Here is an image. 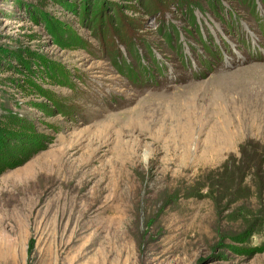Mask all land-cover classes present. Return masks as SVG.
Wrapping results in <instances>:
<instances>
[{
    "label": "rangeland",
    "instance_id": "obj_1",
    "mask_svg": "<svg viewBox=\"0 0 264 264\" xmlns=\"http://www.w3.org/2000/svg\"><path fill=\"white\" fill-rule=\"evenodd\" d=\"M257 151L264 0H0V264H264Z\"/></svg>",
    "mask_w": 264,
    "mask_h": 264
},
{
    "label": "trees",
    "instance_id": "obj_2",
    "mask_svg": "<svg viewBox=\"0 0 264 264\" xmlns=\"http://www.w3.org/2000/svg\"><path fill=\"white\" fill-rule=\"evenodd\" d=\"M259 150H260V148H258V151ZM258 151L255 153L252 166L250 167V169H252V171H254V173H253V177L254 178L257 177L258 173L261 171V167L264 165V155L263 154H259ZM241 153H243V151H241ZM18 155H20V157L23 160L18 162V163H16L15 165H13L12 168L20 167L23 164L27 163L35 154L34 153L25 154L24 157H22L21 154H17V156ZM230 164H231V161H227L226 164H225V168H228V167L236 168V164L235 165L233 164L231 166H230Z\"/></svg>",
    "mask_w": 264,
    "mask_h": 264
}]
</instances>
